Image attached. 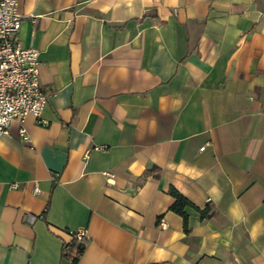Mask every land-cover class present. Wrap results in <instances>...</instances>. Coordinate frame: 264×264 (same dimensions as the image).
Wrapping results in <instances>:
<instances>
[{
	"label": "crops",
	"instance_id": "0c3cea01",
	"mask_svg": "<svg viewBox=\"0 0 264 264\" xmlns=\"http://www.w3.org/2000/svg\"><path fill=\"white\" fill-rule=\"evenodd\" d=\"M17 1L47 103L0 137V264L78 227L76 264H264V0Z\"/></svg>",
	"mask_w": 264,
	"mask_h": 264
},
{
	"label": "built area",
	"instance_id": "2783aa9c",
	"mask_svg": "<svg viewBox=\"0 0 264 264\" xmlns=\"http://www.w3.org/2000/svg\"><path fill=\"white\" fill-rule=\"evenodd\" d=\"M23 18L18 11L17 0H0V137L8 134L13 120L22 122L27 116L39 119L47 103V93L42 89L39 78V52L19 44L18 33ZM18 133L21 141L29 143L23 127ZM39 192L35 184L33 194ZM29 220L33 221L34 216H29ZM159 224L165 227L162 219ZM66 235L69 240L65 243L84 241L88 232L86 227H78L67 231Z\"/></svg>",
	"mask_w": 264,
	"mask_h": 264
},
{
	"label": "trees",
	"instance_id": "16d2710c",
	"mask_svg": "<svg viewBox=\"0 0 264 264\" xmlns=\"http://www.w3.org/2000/svg\"><path fill=\"white\" fill-rule=\"evenodd\" d=\"M169 195L173 198V203L170 206V210L174 213L180 215L184 220L185 231L187 229V209L192 208L199 212L201 218L209 216L208 210L200 211L196 208L189 200L182 196L177 190L173 187L169 189ZM84 241L72 240L68 243H64L63 246V256L67 258L71 263L76 264L78 257L84 251Z\"/></svg>",
	"mask_w": 264,
	"mask_h": 264
}]
</instances>
